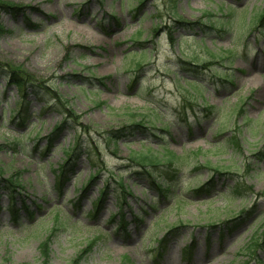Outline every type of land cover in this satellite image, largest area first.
Here are the masks:
<instances>
[{
    "label": "rangeland",
    "instance_id": "1",
    "mask_svg": "<svg viewBox=\"0 0 264 264\" xmlns=\"http://www.w3.org/2000/svg\"><path fill=\"white\" fill-rule=\"evenodd\" d=\"M142 1L0 0L17 7L0 11V181L23 188L1 185L0 264H264V0ZM7 68L30 78L25 100ZM133 122L146 130L123 135ZM144 153L178 170L153 179L168 198L137 175Z\"/></svg>",
    "mask_w": 264,
    "mask_h": 264
},
{
    "label": "trees",
    "instance_id": "2",
    "mask_svg": "<svg viewBox=\"0 0 264 264\" xmlns=\"http://www.w3.org/2000/svg\"><path fill=\"white\" fill-rule=\"evenodd\" d=\"M144 1L140 2V6H143L144 5ZM15 8H17L16 6H9L8 4H5V3H0V11H6V12H10L11 10L15 11ZM219 13L222 12V7L218 8L217 10ZM235 11L232 9V6H229V14L225 16V21H223L222 19H218L216 22L218 24H221L223 25L222 26V29H224V27H228L230 26V23H231V20L233 18V13ZM209 17L213 18L215 17V14L214 13H208ZM260 23L261 25L264 24V13H262L261 15L257 16L254 21H249V26H252V25H255L256 23ZM260 27H263V26H260ZM210 30H215V28L212 26L210 28ZM7 33V31L4 29V27L2 26V24L0 23V38L5 35ZM135 44H138L140 45V47H142L143 44H141L140 42H134ZM183 65L185 66H192L191 64L189 63H183ZM212 64H208V66L210 67ZM141 66V65H139ZM205 68V67H204ZM194 69V72L196 71V69L193 67ZM6 71L7 74L10 75V78H11V82L9 84V86H15L19 89L20 93H21V96L23 98V100H25L27 97H28V85L30 84V78H28V76L25 77V73H23V71H20L18 69H13V68H7V69H4ZM20 71V72H19ZM189 83V86L193 87V90H196V92H198L199 94L202 92L203 90V86H200L198 85L197 83L195 82H188ZM25 103V102H24ZM22 104L19 106V108L17 109H12L11 110V118L12 120H16L17 119V116L19 117H22V115H28V112L26 113V108L23 109V107L25 106V104ZM58 109V107L56 108ZM18 117V118H19ZM32 116H30L31 118ZM16 118V119H15ZM23 118V117H22ZM25 119V120H24ZM22 119L23 123L20 124V128L22 129L24 126H25V122L27 120V118H24ZM143 121V120H141ZM141 121L139 123H141ZM144 122V121H143ZM136 124V122H133L132 125L133 127H128L126 129H124L122 131V134L124 135V132L126 130H136V131H139V130H146L144 128L143 125H140V124ZM66 125V120L64 121V123H62V125L60 127H58L56 129V131L53 133L54 136L56 134H58L59 132H61L63 130V128L65 127ZM122 135V136H123ZM118 137H115L114 136V139H117ZM233 144L238 146V141L235 139H233ZM76 150L72 152V155H70L71 153H68L69 156H70V159L73 160L74 158V155L76 154V152L78 151V149L80 148V144L78 143L77 146H76ZM51 149V148H50ZM49 149V150H50ZM48 150V151H49ZM166 154V153H165ZM168 157L171 159L170 161H172L173 157H175L174 154L172 153H168ZM164 155H158V154H152V153H144V154H139L137 155L136 157H133L131 160L133 161V164H135L136 166L140 167L143 169V171L141 173H138L137 175H145V176H148V180H151V185L152 187L157 190L160 194H161V197L165 196L166 198H168L169 196L167 195V193L169 192V189L168 187L166 186V183L162 182L160 185L162 186H159L156 184L154 177H157L160 181L161 178L163 179H171L172 181L176 178L177 176V173H178V170L177 169H174V164H173V161L172 162H168V161H165L164 159L165 158H160V157H163ZM175 159V158H174ZM162 161H165V162H168V165L165 166L164 163H162ZM162 166V167H167L169 168L168 171H165L163 172L160 176H155V172H149L150 170H158V168ZM147 169V170H146ZM149 169V171H148ZM66 168L65 169H62V177L61 178H58V182L56 184V188H57V191L58 193H61L64 186H65V176H66ZM215 172H218L215 170ZM17 175V173H16ZM64 177V178H63ZM16 178V179H15ZM93 178V177H91ZM19 176L18 177H14L12 179H9V180H5V181H0V191L3 189L2 188V183H7L9 186L7 187V189H12L13 192L17 191V188L19 189H23L22 186L19 184L18 181L19 180ZM98 179V175H94V178L92 179L89 187H91L92 185H94L95 181ZM18 180V181H17ZM122 189H123V192L126 194L128 193V188L127 187H124L122 185V183H120ZM164 187V188H163ZM204 188V187H203ZM203 188H199L198 191H196L197 193L202 190L205 191V189ZM235 195H239V196H242L243 195V190L241 188V186H237L235 188V192H234ZM13 195V194H12ZM102 199L99 200L98 202V205H97V208H100L101 205L103 204V201L105 200V198H103V196L101 197ZM0 199H1V196H0ZM73 203V202H72ZM74 204V203H73ZM35 205V204H34ZM77 206V205H76ZM22 207L23 208H19L17 207V201H16V198H9V202H8V206H7V210L9 211V213L11 214L12 216V220L16 223L17 226H19L20 228H22L23 226L26 227V228H31L32 226L30 225V221H33L35 219V216H36V211L35 210H32V207L31 206H28L25 202H23L22 204ZM37 209L39 211H43L44 209L41 207V206H36ZM57 206H54L51 210H50V213L54 212V209H56ZM4 208L1 206L0 204V214H1V211L3 210ZM59 209V207H58ZM25 213L26 214V218H27V222L26 223H23L22 222V219H21V216L20 214L22 213ZM92 219H95L97 217V214L96 213H92L91 215ZM43 220V219H42ZM38 221H41V220H38ZM29 225V226H28ZM35 225V224H34ZM42 224H40L38 227H40ZM118 229L119 228H125V226L122 224V225H119L117 227ZM55 231H57V228H53V230L50 231V235L52 233H54ZM53 237V235L51 236V238ZM51 238H48L46 239L42 244H41V250H42V253L46 256H48V251L50 250V239ZM166 242V238L163 239V241H161V245L162 244H165ZM257 244V243H256ZM90 246H92V244H90ZM89 246V247H90ZM258 246H261V244H258ZM89 247L87 250H84L83 253L85 254L87 251H89ZM76 263V261H75ZM48 264V263H47Z\"/></svg>",
    "mask_w": 264,
    "mask_h": 264
}]
</instances>
